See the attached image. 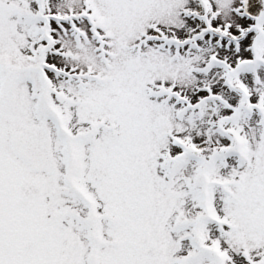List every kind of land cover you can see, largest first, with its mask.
<instances>
[{
    "label": "snow or ice",
    "instance_id": "1",
    "mask_svg": "<svg viewBox=\"0 0 264 264\" xmlns=\"http://www.w3.org/2000/svg\"><path fill=\"white\" fill-rule=\"evenodd\" d=\"M0 264H264V0H0Z\"/></svg>",
    "mask_w": 264,
    "mask_h": 264
}]
</instances>
